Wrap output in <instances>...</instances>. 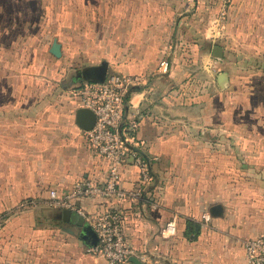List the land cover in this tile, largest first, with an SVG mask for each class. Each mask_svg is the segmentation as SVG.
Listing matches in <instances>:
<instances>
[{"label": "rangeland", "instance_id": "obj_1", "mask_svg": "<svg viewBox=\"0 0 264 264\" xmlns=\"http://www.w3.org/2000/svg\"><path fill=\"white\" fill-rule=\"evenodd\" d=\"M228 7L226 16L178 23L170 37L130 38L122 22L92 20L90 0H34L15 20L16 32L0 33V98L33 95L39 107L59 87L80 105L74 93L92 82L77 72L104 61L108 75L134 77L147 95L156 81H167L155 100L210 111L211 155L227 159L225 179L238 185L228 189L226 231L244 249L245 241L264 237V0H232ZM150 40L161 46L157 55L140 52ZM55 42L62 47L58 58L50 53ZM17 172V165L0 163V264L105 262L63 231L75 229L65 225V209L54 205L51 190L15 195Z\"/></svg>", "mask_w": 264, "mask_h": 264}, {"label": "crops", "instance_id": "obj_2", "mask_svg": "<svg viewBox=\"0 0 264 264\" xmlns=\"http://www.w3.org/2000/svg\"><path fill=\"white\" fill-rule=\"evenodd\" d=\"M29 2L34 0H0L2 35L17 31L15 20ZM90 5L92 20L122 22L123 36L130 38L170 37L178 34L183 22L194 24L219 16L222 7L218 0H90ZM152 44L150 40L140 52L157 55L161 46ZM155 84L152 93L136 87L131 97L141 113L140 126L130 140L132 152L121 186L139 190V158H144L151 180L142 183L138 198H85L75 201V210L85 220L106 213L118 216L128 247L146 264H245V249L226 231L232 228L225 209L228 189L238 185H228L225 179L227 159L211 155L210 111L164 106L154 97L164 90L161 85L168 86L167 81ZM55 89L39 107L33 95L3 94L0 98V163L18 166L16 196L35 195L44 188L62 195L78 181L100 183L107 177V163L90 150L85 131L78 125V111L83 107L67 95L66 88ZM36 182L40 187L34 186ZM237 193L231 195L240 196ZM219 207L222 210L214 212ZM207 214L209 222L204 219ZM170 224L177 227L174 236L166 231ZM192 225L200 226L198 234ZM68 227L76 231L75 226ZM72 236L84 244L78 234Z\"/></svg>", "mask_w": 264, "mask_h": 264}, {"label": "built area", "instance_id": "obj_3", "mask_svg": "<svg viewBox=\"0 0 264 264\" xmlns=\"http://www.w3.org/2000/svg\"><path fill=\"white\" fill-rule=\"evenodd\" d=\"M221 15L226 16L232 0H218ZM137 79L120 73L107 75L104 83H90L74 93L83 108L92 110L96 115V124L92 131L85 132L88 147L96 156L108 165V174L103 182L82 180L75 183L73 189L60 195L56 190L50 192L55 206L75 210V201L80 199L127 200L141 195V185L151 180L144 158L137 159L141 166V184L139 190H127L122 185V172L131 154L130 140L140 126V111L131 102L137 87ZM78 213V212H77ZM80 215V214H79ZM205 222L211 215H205ZM99 237V244L90 250L104 257L108 264H125L133 256L128 247L123 225L118 216L106 213L86 220ZM168 234L174 236L177 227L167 226ZM245 264H264V237H256L244 242Z\"/></svg>", "mask_w": 264, "mask_h": 264}, {"label": "water", "instance_id": "obj_4", "mask_svg": "<svg viewBox=\"0 0 264 264\" xmlns=\"http://www.w3.org/2000/svg\"><path fill=\"white\" fill-rule=\"evenodd\" d=\"M50 52L57 58L61 57V45L55 42ZM214 54L216 56H221L220 49L218 47H214ZM77 75H81L88 83H104L108 75V63L104 61L100 66L85 68L81 71H78ZM95 124L96 115L92 110L88 108H81L78 111V125L80 128H82V130L85 132L92 131L95 127ZM217 210L221 211L222 208H216L214 212ZM62 219L64 222L70 223L76 227V231L69 228H64V231L72 235L78 234L79 239L83 241L84 244L90 249L96 248L98 246L99 237L96 231L93 229L91 224L86 222V220L77 212L65 209L62 214ZM129 262L132 264H146L136 257H131Z\"/></svg>", "mask_w": 264, "mask_h": 264}, {"label": "trees", "instance_id": "obj_5", "mask_svg": "<svg viewBox=\"0 0 264 264\" xmlns=\"http://www.w3.org/2000/svg\"><path fill=\"white\" fill-rule=\"evenodd\" d=\"M191 226V225H190ZM191 228V227H190ZM192 228L194 229V232L193 233H196V234H198L199 232H200V226H194V225H192ZM187 236H188V238L189 239H193V238H190V233L188 232L187 234H186Z\"/></svg>", "mask_w": 264, "mask_h": 264}, {"label": "flooded vegetation", "instance_id": "obj_6", "mask_svg": "<svg viewBox=\"0 0 264 264\" xmlns=\"http://www.w3.org/2000/svg\"><path fill=\"white\" fill-rule=\"evenodd\" d=\"M77 77H79V79H80V78H83L81 75H77ZM79 79H78V80H79ZM65 224H66V223H65ZM66 225H67V226H71V225H69V224H66Z\"/></svg>", "mask_w": 264, "mask_h": 264}]
</instances>
